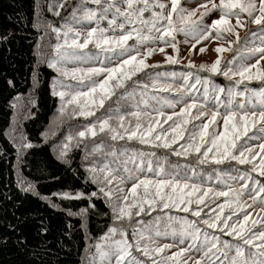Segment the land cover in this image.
I'll return each instance as SVG.
<instances>
[{
	"label": "snow or ice",
	"instance_id": "obj_1",
	"mask_svg": "<svg viewBox=\"0 0 264 264\" xmlns=\"http://www.w3.org/2000/svg\"><path fill=\"white\" fill-rule=\"evenodd\" d=\"M206 3L194 20L181 0H76L65 16V0H47L59 18L43 25L56 40L46 63L56 74L57 117L83 118L53 150L70 166V152L83 144L85 180L96 186L53 195L87 198V207L69 212L82 221L99 211L93 197L111 212L89 264H264V0ZM212 11L219 18L205 24ZM213 31L227 46L215 48L210 65L189 61L177 72L146 63L165 47L178 52L177 34L195 47ZM165 63L179 61L165 54ZM14 143L18 154L33 147L23 133Z\"/></svg>",
	"mask_w": 264,
	"mask_h": 264
},
{
	"label": "trees",
	"instance_id": "obj_2",
	"mask_svg": "<svg viewBox=\"0 0 264 264\" xmlns=\"http://www.w3.org/2000/svg\"><path fill=\"white\" fill-rule=\"evenodd\" d=\"M71 1L61 9V16L71 11ZM47 21L59 23L47 10V0H0V264H89V252L94 251L91 246L111 222L103 199L92 198L99 211L89 209L82 221L69 212L87 207V198L53 195L62 191L74 195L77 190L89 193L96 186L85 180L83 144L70 152V166L58 160L53 150L69 124L83 122V118L68 121L64 117L62 122L57 117L58 98L50 91L56 74L46 63L51 55L49 45L56 40L50 32L45 35ZM160 66L187 71L179 64ZM214 79L221 85L228 83L220 75ZM252 86L259 87V83L252 82ZM17 97L13 109L10 102ZM29 97L35 104L28 103ZM19 133L33 147L18 154L14 138L18 139ZM86 143L91 146L90 140ZM29 185L32 190H26Z\"/></svg>",
	"mask_w": 264,
	"mask_h": 264
},
{
	"label": "rangeland",
	"instance_id": "obj_3",
	"mask_svg": "<svg viewBox=\"0 0 264 264\" xmlns=\"http://www.w3.org/2000/svg\"><path fill=\"white\" fill-rule=\"evenodd\" d=\"M67 2H69V0H65V4H67ZM71 2H72L71 4H74L76 0H72ZM213 2L218 4L219 0H213ZM181 4L189 10H195V14L192 17V19L194 20L200 16L201 11H205L206 8L207 9L211 8V3H206V0H181ZM200 5H205L206 8L200 7ZM218 18H219V12L212 11L207 16H205L203 19H204L205 24H210L212 19H218ZM230 23L234 25L235 18H231ZM249 27L254 28L256 27V25H249ZM244 33H245V30H239V34L241 37H242V34ZM214 34L215 33L213 31V33L210 35L208 39L203 40L198 44H195V47L192 46L195 43V41H192L190 39L189 42L185 43L183 35L177 34V40L180 41V43L177 45L178 52L174 53L173 49L170 46L165 47L163 53L160 51L154 52L150 57L147 58L146 63L148 64L159 63L160 65H166L167 64L165 63V54H166L168 56H175L176 59L179 61V63H176V64H179L181 66H186L189 63V61H191L197 67L200 64L210 65L216 60L217 55H218V53L215 51V48L220 45H224L225 47L227 46V43L224 40L212 39L211 36H214ZM229 38H232V37L229 36ZM160 46L161 45L159 44L156 45L157 48H159ZM201 48H204L205 51L201 52L200 51ZM221 55L223 57H229L230 52H225ZM261 66H264V61H261ZM258 160H259V157L257 158V162ZM222 200L223 198H220V201ZM204 211L207 212L208 209L206 208ZM253 215H255V213H253ZM162 242H170V240H163ZM173 251H176V249L175 248L169 249L168 254L170 255L171 252Z\"/></svg>",
	"mask_w": 264,
	"mask_h": 264
}]
</instances>
